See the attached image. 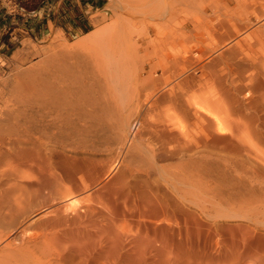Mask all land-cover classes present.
<instances>
[{"label": "bare ground", "instance_id": "6f19581e", "mask_svg": "<svg viewBox=\"0 0 264 264\" xmlns=\"http://www.w3.org/2000/svg\"><path fill=\"white\" fill-rule=\"evenodd\" d=\"M170 1L0 89V264H264V0Z\"/></svg>", "mask_w": 264, "mask_h": 264}, {"label": "rangeland", "instance_id": "374dc122", "mask_svg": "<svg viewBox=\"0 0 264 264\" xmlns=\"http://www.w3.org/2000/svg\"><path fill=\"white\" fill-rule=\"evenodd\" d=\"M22 1L27 2L34 8L29 10L19 0H0V89L6 91L11 89L12 84L19 75L24 76V74L35 72L38 61L44 56L38 50L51 45L54 38L65 40L71 45V43L86 37L95 30L114 33L111 25H114L115 31H124L125 18L126 21L129 18L136 20L139 24L144 20L154 21V15H158L155 18L158 21L163 20L158 19L161 15L160 18H171L178 21L186 17L185 11L181 14L176 3L170 0H167V2H164V0L162 2L161 0H99L102 3L101 7L88 9V13L92 14V23L86 28L80 29L75 27L74 24L77 21H73L71 17H75L79 13L82 15L83 12L77 13L74 8H69L65 13L60 14L61 4L72 2L73 5H79L81 2V5L85 7V1L88 2V0ZM226 1L228 0H192L190 2L191 6L187 4V9L193 12L196 17H199L201 22V28L199 29L206 36V42L209 44L215 42L216 26L223 23L224 18L228 15L225 12ZM119 2L121 5L118 4ZM143 5L145 7H141ZM160 5L161 7H159ZM166 6H170L167 9L174 11V15L167 10L165 11ZM236 6L238 7V2L233 1L231 3L233 17H245L246 12L244 9L236 8ZM191 12H189V15L192 14ZM206 17H210V19H205ZM60 18H64V21H60ZM52 19L56 22L52 23L50 21ZM65 20H68V22ZM210 35L212 36L210 37ZM4 81L8 82V87H4ZM80 137L84 139L85 135L81 134Z\"/></svg>", "mask_w": 264, "mask_h": 264}, {"label": "crops", "instance_id": "0c3cea01", "mask_svg": "<svg viewBox=\"0 0 264 264\" xmlns=\"http://www.w3.org/2000/svg\"><path fill=\"white\" fill-rule=\"evenodd\" d=\"M62 6H61V10H60V14H63V13H65L67 10H69V8H74L75 10V12H77V13H79L80 11H82L83 12V14L82 15H80V13L79 14H77V15H75V17L73 16V17H71L72 18V20L74 21H77V23H75L74 25H75V27L76 28H80V29H83V28H86L88 25H90V23H92V14H89L88 13V9L89 8H99V7H101L102 6V3L101 2H99V0H88V2L87 1H85V7H83L82 5H81V2H80V4L78 5H73L72 4V2H70V3H65V4H61ZM71 12V11H70ZM68 15H69V13H67ZM65 18V17H64ZM64 18H60V21H64L63 19ZM67 19V18H66ZM52 23H55L56 22V20H50ZM66 22H68V20H65ZM60 25V24H59ZM61 26V25H60Z\"/></svg>", "mask_w": 264, "mask_h": 264}, {"label": "trees", "instance_id": "16d2710c", "mask_svg": "<svg viewBox=\"0 0 264 264\" xmlns=\"http://www.w3.org/2000/svg\"><path fill=\"white\" fill-rule=\"evenodd\" d=\"M21 2L22 5H24L26 8H28L29 10H32L34 7H31L27 2L19 0ZM38 7V5H37Z\"/></svg>", "mask_w": 264, "mask_h": 264}]
</instances>
